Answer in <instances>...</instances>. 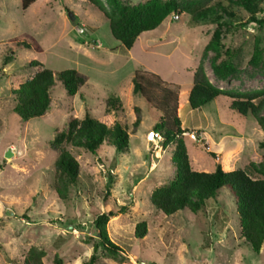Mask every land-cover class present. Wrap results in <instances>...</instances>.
<instances>
[{
    "label": "rangeland",
    "instance_id": "374dc122",
    "mask_svg": "<svg viewBox=\"0 0 264 264\" xmlns=\"http://www.w3.org/2000/svg\"><path fill=\"white\" fill-rule=\"evenodd\" d=\"M22 1L0 0V264H23L31 247L44 252L43 264H87L92 256L94 264H264V244L255 254L241 240L233 197L226 188L195 215L178 212L167 217L151 205V192L174 178L175 142L150 139L158 114L133 93L132 82L136 72L151 73L163 83L155 82L154 95L162 94L165 85L178 89L179 120L192 131L183 142L193 171L213 172L217 166L225 172L248 170L251 163H264V130L250 115L241 117L231 110L224 97L191 110L188 94L200 65L219 89H263L264 28L249 23L236 33H224L223 51L234 54L237 72L221 80L211 68L214 53L204 52L214 22H193L183 12L170 15L127 50L111 36L102 13L86 1L33 0L26 8ZM147 1L120 0L128 9ZM201 4L211 6L227 23L238 21L224 15L222 7L242 20L249 17L227 0ZM261 8L258 19L264 4ZM20 42L40 51H16L4 64ZM256 42L262 50L259 65L250 62ZM33 61L54 74L75 70L85 82L69 97L55 78L47 113L25 122L13 112L12 89L34 74ZM110 97L121 103L122 112L110 115L127 126L128 148L116 152L103 144L93 155L62 145L78 162L80 178L61 200L53 186L58 153L48 143L67 116L82 119L89 113L101 118ZM8 151L11 156L6 158ZM109 212L114 216L106 234L121 249L116 257L98 244L92 225L96 216ZM139 223L146 225L142 238L134 235Z\"/></svg>",
    "mask_w": 264,
    "mask_h": 264
},
{
    "label": "trees",
    "instance_id": "16d2710c",
    "mask_svg": "<svg viewBox=\"0 0 264 264\" xmlns=\"http://www.w3.org/2000/svg\"><path fill=\"white\" fill-rule=\"evenodd\" d=\"M96 8L108 21L111 36L125 49L130 50L137 38L145 33L155 30L170 15L180 12L188 14L193 22H214L215 28L209 43L205 47V54L213 52L211 68L214 75L226 80L237 72L234 64V54L222 44L226 31L236 33L252 23L257 30L264 28V15L261 5L264 0H227L244 10L247 20L235 17V14L226 7H222L234 23H227L221 15L211 7H203L201 0H149L134 8L124 7L120 0H83ZM33 0H23L22 7L26 8ZM219 4V3H218ZM220 6V5H218ZM224 28V29H223ZM34 50L40 48L26 42L15 44L4 60L7 64L16 51ZM226 57L224 59L223 57ZM251 64L262 63V50L256 42L250 60ZM30 67L34 74L23 83L14 86L12 94L16 105L13 112L23 121H29L44 116L50 108L51 92L55 87V78L62 84L66 94L74 97L85 79L75 70H64L57 74L46 69L41 63L33 61ZM148 76V77H146ZM133 93L140 96L149 107L158 114L153 132L159 134L165 144L175 142L172 152V162L175 169L173 180L163 186L155 188L150 194L151 205L165 216H172L178 212L198 214L206 210L207 204L216 199L219 192L226 188L233 197L236 214L238 216L240 237L253 253L258 254L264 244V163L256 165L251 163L248 170L235 169L225 172L217 166L213 172H196L191 169L189 157L183 138L192 133L191 130L181 126L178 115V89H169L168 85L163 93L154 95L155 82H162L157 75L151 73H135L132 79ZM163 84V83H162ZM219 97L230 100V109L241 117L250 115L259 127L264 130V88L236 92L222 90L215 87L206 76L202 65L194 73L193 84L188 94V105L191 110H198ZM107 110L99 118H93L86 113L84 118L78 119L67 116L60 129H56L55 136L49 147L57 151L54 163V191L61 200H66L72 186L79 182L80 167L76 159L62 145L66 144L78 149H84L95 155L103 144L113 147L116 152L126 151L129 144L127 126L119 119H113L110 112H122L120 101L115 97L107 100ZM138 126V123H135ZM251 173L259 176L252 178ZM110 183V179L108 180ZM123 208L119 213H123ZM113 212L96 216L92 225L97 232L98 244L106 253L116 257L121 249L112 243L106 234V226ZM147 233L145 223H139L134 235L142 238ZM44 252L31 247L24 256L23 264H43ZM96 257L92 256L87 264H94ZM59 262V261H58Z\"/></svg>",
    "mask_w": 264,
    "mask_h": 264
},
{
    "label": "built area",
    "instance_id": "2783aa9c",
    "mask_svg": "<svg viewBox=\"0 0 264 264\" xmlns=\"http://www.w3.org/2000/svg\"><path fill=\"white\" fill-rule=\"evenodd\" d=\"M150 139L155 141V139H159V140H162L161 136L155 132L151 133L150 134Z\"/></svg>",
    "mask_w": 264,
    "mask_h": 264
},
{
    "label": "water",
    "instance_id": "95a60500",
    "mask_svg": "<svg viewBox=\"0 0 264 264\" xmlns=\"http://www.w3.org/2000/svg\"><path fill=\"white\" fill-rule=\"evenodd\" d=\"M10 156H11V152L8 151V152L5 154V157L8 158V157H10Z\"/></svg>",
    "mask_w": 264,
    "mask_h": 264
}]
</instances>
